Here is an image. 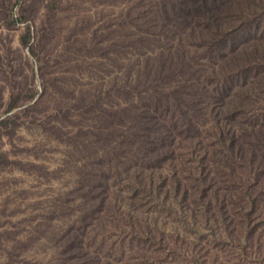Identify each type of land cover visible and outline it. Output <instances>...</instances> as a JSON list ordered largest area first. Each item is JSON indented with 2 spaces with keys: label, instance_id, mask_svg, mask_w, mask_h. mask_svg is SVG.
<instances>
[{
  "label": "rangeland",
  "instance_id": "374dc122",
  "mask_svg": "<svg viewBox=\"0 0 264 264\" xmlns=\"http://www.w3.org/2000/svg\"><path fill=\"white\" fill-rule=\"evenodd\" d=\"M164 1L0 0V264H137L129 210L107 198L129 179L123 136L155 94L143 72L159 51L147 59L131 44ZM189 81L170 80L160 97L196 88ZM174 101L169 124L180 122ZM204 112L202 143L213 129Z\"/></svg>",
  "mask_w": 264,
  "mask_h": 264
},
{
  "label": "trees",
  "instance_id": "16d2710c",
  "mask_svg": "<svg viewBox=\"0 0 264 264\" xmlns=\"http://www.w3.org/2000/svg\"><path fill=\"white\" fill-rule=\"evenodd\" d=\"M157 16L131 44L141 55L159 51L143 72L155 94L123 136L134 155V167L122 169L129 179L107 198L114 210H129L121 219L129 244L140 249L132 259L264 264V0H165ZM184 76L196 88L160 97L162 87ZM171 99L179 123L166 120L174 118ZM207 110L213 129L202 143L198 128Z\"/></svg>",
  "mask_w": 264,
  "mask_h": 264
}]
</instances>
